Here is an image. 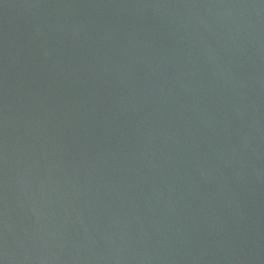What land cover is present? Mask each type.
I'll use <instances>...</instances> for the list:
<instances>
[{
	"label": "water",
	"instance_id": "obj_1",
	"mask_svg": "<svg viewBox=\"0 0 264 264\" xmlns=\"http://www.w3.org/2000/svg\"><path fill=\"white\" fill-rule=\"evenodd\" d=\"M0 264H264V0H0Z\"/></svg>",
	"mask_w": 264,
	"mask_h": 264
}]
</instances>
